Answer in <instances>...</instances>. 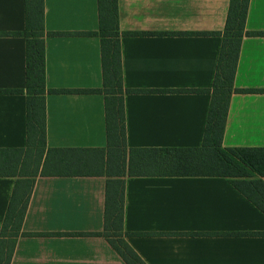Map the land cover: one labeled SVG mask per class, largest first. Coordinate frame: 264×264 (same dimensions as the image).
<instances>
[{
  "label": "crops",
  "instance_id": "obj_1",
  "mask_svg": "<svg viewBox=\"0 0 264 264\" xmlns=\"http://www.w3.org/2000/svg\"><path fill=\"white\" fill-rule=\"evenodd\" d=\"M229 0H117L127 148L197 147ZM97 0H43L45 86L100 88ZM245 27L264 32V0ZM25 0H0V89L25 85ZM19 32L20 34H14ZM62 32L63 34H47ZM224 147H264V34L244 36ZM173 90V91H168ZM47 148L106 147L101 93H46ZM26 146V96L0 93V148ZM264 181V177L262 178ZM15 178L0 176V226ZM104 175H37L9 264H125L100 235ZM123 229L146 264H264V214L220 175L124 177Z\"/></svg>",
  "mask_w": 264,
  "mask_h": 264
},
{
  "label": "trees",
  "instance_id": "obj_2",
  "mask_svg": "<svg viewBox=\"0 0 264 264\" xmlns=\"http://www.w3.org/2000/svg\"><path fill=\"white\" fill-rule=\"evenodd\" d=\"M249 0H229L221 31L200 34L220 36L212 85L206 89H178L210 95L201 144L197 147L127 148L123 96L132 92L167 90L129 89L122 85L120 32L117 0H97L96 31L76 32L99 39L102 85L90 89H50L45 86L43 0H25V85L23 89H0V93L26 96V146L0 148V176L15 178L0 226V264H9L16 239L25 233L21 224L37 175H104L103 226L100 235L125 264H146L129 245L124 231V177L140 175H220L264 214V147H224L222 136L230 96L259 92L234 86L244 36L264 34L245 27ZM14 34H20L16 32ZM47 34H63L49 32ZM173 91V90H168ZM46 93H101L104 97L106 147L89 149L87 157L77 148H47L45 142ZM249 234L262 235L264 232Z\"/></svg>",
  "mask_w": 264,
  "mask_h": 264
}]
</instances>
